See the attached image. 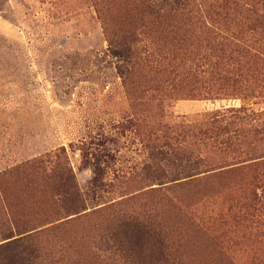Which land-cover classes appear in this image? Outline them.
Returning a JSON list of instances; mask_svg holds the SVG:
<instances>
[{"label":"rangeland","instance_id":"rangeland-1","mask_svg":"<svg viewBox=\"0 0 264 264\" xmlns=\"http://www.w3.org/2000/svg\"><path fill=\"white\" fill-rule=\"evenodd\" d=\"M140 226L264 264V0H0V243L127 264Z\"/></svg>","mask_w":264,"mask_h":264},{"label":"trees","instance_id":"trees-1","mask_svg":"<svg viewBox=\"0 0 264 264\" xmlns=\"http://www.w3.org/2000/svg\"><path fill=\"white\" fill-rule=\"evenodd\" d=\"M177 3L179 0H172ZM171 4V3H170ZM61 189V200L68 204V207H72L74 204L76 193L73 191V184L70 176H66L61 183H58ZM75 193V195H74ZM136 229L138 233L125 235L124 241L132 242L135 244L148 243L150 246L148 250L139 249L136 250L129 245V249L121 250L123 258L127 264H167V256L165 253L166 241L163 236L156 232H148L142 228ZM145 228V225H144ZM145 230V231H144ZM9 239L3 243H0V264H31L38 255L37 247L31 241L29 234L14 237L10 235L5 237ZM155 244L157 249L153 250L151 246ZM169 264H177L171 262Z\"/></svg>","mask_w":264,"mask_h":264}]
</instances>
